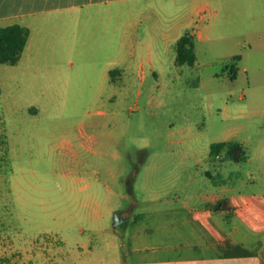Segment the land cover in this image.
<instances>
[{"label":"rangeland","instance_id":"374dc122","mask_svg":"<svg viewBox=\"0 0 264 264\" xmlns=\"http://www.w3.org/2000/svg\"><path fill=\"white\" fill-rule=\"evenodd\" d=\"M113 8L84 23L80 10L49 14L20 61L0 64V230L22 229L62 255L94 227L142 255L219 252L229 213L207 222L198 210L260 160L264 0ZM188 29L196 62L179 66ZM229 140L257 157L210 154ZM215 226L223 237L204 233Z\"/></svg>","mask_w":264,"mask_h":264},{"label":"crops","instance_id":"0c3cea01","mask_svg":"<svg viewBox=\"0 0 264 264\" xmlns=\"http://www.w3.org/2000/svg\"><path fill=\"white\" fill-rule=\"evenodd\" d=\"M139 1L146 0H0V26L20 24L27 27L31 34L34 23L49 17V14L74 13L80 10L84 14V23L92 13L114 11V6ZM192 33L196 39L197 33ZM118 37L121 40V27ZM241 144L246 153V159L241 162H253L252 159L257 157L256 153L254 155ZM259 159L245 171H236L235 175L241 182H229V195L226 198L217 195L210 200L212 209L208 206L198 210L202 215L200 220L207 222H218L222 214L226 217L229 213L228 234L224 236L218 226L212 229L208 227L203 231L208 237L229 236V247L219 244V252L204 251L201 255H184L179 252L173 255H142L138 248H129V251L125 249L124 241L120 242L116 233L109 234L106 227H94L88 238L77 241L73 246L66 243L67 250L62 255L59 251H63L59 249L45 253L39 238L32 237L22 229L7 228L0 230V264H264V147ZM13 220L14 218L11 219ZM11 221L6 222L10 224ZM81 231L82 234L86 233L85 230Z\"/></svg>","mask_w":264,"mask_h":264},{"label":"trees","instance_id":"16d2710c","mask_svg":"<svg viewBox=\"0 0 264 264\" xmlns=\"http://www.w3.org/2000/svg\"><path fill=\"white\" fill-rule=\"evenodd\" d=\"M30 30L20 24L0 26V64L16 65L27 45ZM176 64L179 66H193L196 62L195 35L187 30L176 42ZM240 60V56H235L233 61ZM230 79L235 80L238 76L237 68L230 71ZM226 152L227 156L236 162L246 159L243 145L235 140L215 143L211 147L212 156Z\"/></svg>","mask_w":264,"mask_h":264},{"label":"water","instance_id":"95a60500","mask_svg":"<svg viewBox=\"0 0 264 264\" xmlns=\"http://www.w3.org/2000/svg\"><path fill=\"white\" fill-rule=\"evenodd\" d=\"M116 224V223H115Z\"/></svg>","mask_w":264,"mask_h":264}]
</instances>
